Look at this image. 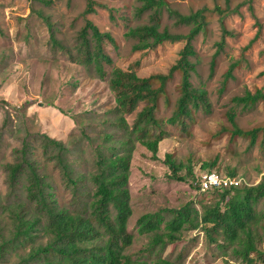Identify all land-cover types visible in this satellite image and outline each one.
<instances>
[{
	"label": "rangeland",
	"instance_id": "rangeland-1",
	"mask_svg": "<svg viewBox=\"0 0 264 264\" xmlns=\"http://www.w3.org/2000/svg\"><path fill=\"white\" fill-rule=\"evenodd\" d=\"M93 1L94 13L85 15L87 0H0V102H5L0 104V245L13 229L11 213L3 210L8 196L5 165L14 161V150L21 147L23 140L31 137L28 140L34 150L33 158L54 186L60 204L77 209L79 205L72 203L73 193L61 170L45 155L42 137L48 135L62 141L76 174L87 175L96 169L94 146L101 143L102 135L115 130L110 123L115 118L112 112L116 97L109 81L102 80L93 67L78 57L79 34L85 19L113 37L114 43L105 42L113 67L135 71L139 77L147 78L168 74L181 58L185 41L134 51L138 41L127 33L150 22V13L140 11L143 0ZM166 1L186 15L208 9L207 29L194 41L197 55L192 61L197 70L192 84L207 91L210 106L194 111L186 126L165 123L175 113L181 96V74L176 73L169 80L157 112L158 119L164 121L165 132L158 157L154 158L151 151L138 144L132 160L133 215L128 229L134 240L127 253L141 261L161 257L182 264H243L233 258L230 250L208 244L201 230L185 231L176 244L150 251V237L139 233L138 220L147 213L190 205L201 211L203 205L216 202L217 196L193 187L187 167L195 175L215 171L228 176L235 172V177L243 180L242 185L256 186L263 180L264 102L245 106L235 98L245 96L248 91L264 93V0ZM218 6L225 10L226 27L232 35H224L221 15L215 11ZM165 27L175 34H187L190 30L188 26H176L167 11L162 21V28ZM52 35L58 46L53 44ZM233 66V77L227 79ZM113 67L106 69L111 73ZM143 106L127 116L130 125ZM230 111L236 114L240 129H260L254 146L250 137L232 136ZM167 154L184 165L179 175L186 181L171 178L173 171L166 163ZM205 162L217 164L204 169ZM88 189L93 190L92 184ZM23 192L20 188L21 196ZM11 203L14 205V199ZM257 211L264 213L262 201ZM259 236L258 252L251 255L253 264H264L263 230H259ZM17 254L22 256L25 252L21 249L9 253L3 264H17L20 260Z\"/></svg>",
	"mask_w": 264,
	"mask_h": 264
},
{
	"label": "trees",
	"instance_id": "trees-1",
	"mask_svg": "<svg viewBox=\"0 0 264 264\" xmlns=\"http://www.w3.org/2000/svg\"><path fill=\"white\" fill-rule=\"evenodd\" d=\"M94 4L93 0H87L85 15L94 13ZM140 11L150 13V22L131 28L127 33L128 37L138 41L134 51L153 50L166 42L185 41L181 58L168 74L147 78L139 77L135 71L113 67L114 61L105 49V42L114 43L113 37L101 32L93 21L85 19L79 34L78 57L93 67L102 80L109 81L116 97V108L112 112L115 118L110 123L115 130L102 135L101 143L94 146L96 169L87 175L76 174L69 162V150L62 141L48 135L42 137L45 155L61 170L64 182L72 190V203L79 205L77 209L60 204L54 186L46 180V175L33 158L34 150L28 140L30 136L14 150V161L5 165L8 196L3 206V210L12 215L13 229L8 239L3 237L0 245V264L5 262L9 253L21 249L25 254H17L20 258L17 264H182L161 257L153 261L135 260L127 253L134 240L128 229L133 215L131 168L138 144L151 151L154 158L158 157L165 132L164 121L158 119L157 112L168 82L176 73L181 74V96L175 113L165 123L186 126L188 121H192L194 111L210 106L207 91L192 84L197 70L192 61L197 55L194 41L207 29L208 9L186 15L173 9L166 0H143ZM165 11L175 20L176 26H188L189 32L175 34L168 27L162 28ZM215 11L221 15L224 35H232L226 27L225 10L218 6ZM52 42L58 46L53 35ZM107 66L113 67L111 73ZM234 68L228 72L227 79L233 77ZM235 101L245 106L256 105L264 102V93L261 90L255 93L248 91ZM141 104H144L142 110L130 125L127 116L135 113ZM228 117L234 128L232 136L250 137L251 146H254L260 129L244 131L239 128L233 111L228 113ZM118 134L121 136L116 138ZM51 150L54 154H49ZM166 163L173 171L171 178L186 181L179 175L184 165L176 163L171 154H167ZM216 164L205 162L203 168H214ZM187 169L193 177V187L200 191L198 175L191 167ZM228 176L235 177L236 173L230 172ZM90 184L93 190L88 189ZM20 188L24 191L22 196ZM204 193L217 196V200L203 205L201 211L190 205L179 210L147 213L139 218L138 231L150 237V251L157 247L165 250L168 245L176 244L185 231L201 230L208 244L230 250L233 258L243 264H253L251 255L258 252L259 230L264 231V224H261L264 213L257 211L258 203H264V178L256 186L241 185Z\"/></svg>",
	"mask_w": 264,
	"mask_h": 264
},
{
	"label": "built area",
	"instance_id": "built-area-1",
	"mask_svg": "<svg viewBox=\"0 0 264 264\" xmlns=\"http://www.w3.org/2000/svg\"><path fill=\"white\" fill-rule=\"evenodd\" d=\"M242 183H243L242 179L222 175L215 171L205 172L201 175L198 174V182H197L201 192H206L214 189L238 187L241 186Z\"/></svg>",
	"mask_w": 264,
	"mask_h": 264
}]
</instances>
